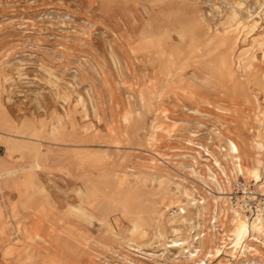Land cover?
Instances as JSON below:
<instances>
[{
  "label": "rangeland",
  "instance_id": "374dc122",
  "mask_svg": "<svg viewBox=\"0 0 264 264\" xmlns=\"http://www.w3.org/2000/svg\"><path fill=\"white\" fill-rule=\"evenodd\" d=\"M235 209L264 215V0H0V264H264Z\"/></svg>",
  "mask_w": 264,
  "mask_h": 264
},
{
  "label": "bare ground",
  "instance_id": "6f19581e",
  "mask_svg": "<svg viewBox=\"0 0 264 264\" xmlns=\"http://www.w3.org/2000/svg\"><path fill=\"white\" fill-rule=\"evenodd\" d=\"M254 175L256 171H253ZM234 220L236 222V231L238 234H245L248 232L249 228L252 227L253 229L263 230L264 227V215L259 213L255 216L253 221L248 220L247 218L242 217V213L239 209L234 210Z\"/></svg>",
  "mask_w": 264,
  "mask_h": 264
},
{
  "label": "built area",
  "instance_id": "2783aa9c",
  "mask_svg": "<svg viewBox=\"0 0 264 264\" xmlns=\"http://www.w3.org/2000/svg\"><path fill=\"white\" fill-rule=\"evenodd\" d=\"M254 191L253 190H250V195L247 197V199H243V203H244V206H245V208H247L248 209V211H251V212H253V208H256V205H253V199H252V197L254 196ZM254 197H257V196H254ZM260 211H262V210H260Z\"/></svg>",
  "mask_w": 264,
  "mask_h": 264
}]
</instances>
